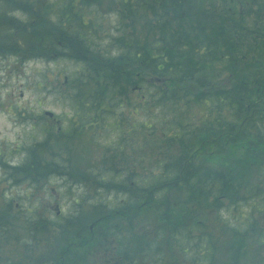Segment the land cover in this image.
<instances>
[{
	"label": "trees",
	"instance_id": "trees-1",
	"mask_svg": "<svg viewBox=\"0 0 264 264\" xmlns=\"http://www.w3.org/2000/svg\"><path fill=\"white\" fill-rule=\"evenodd\" d=\"M88 1L94 3L92 0ZM114 1L120 6L121 18L123 20L128 19L130 24L137 19H143L146 30L158 29L161 26L158 31H162L165 27L163 25L169 26L174 23L175 25L170 26L171 30L168 37L156 36L152 40H146V37L143 43L131 41V35L125 31L126 25H123L118 31L119 33L115 37H111L106 51L93 49L91 43L95 42L91 41L95 39L96 35L94 33L87 31L84 34L85 31L83 32L81 27L68 29L67 35L70 38L67 43L71 48V56L75 57L76 63L83 65L81 72L72 79L76 87H72L73 91L71 93L66 92L69 94L68 99L72 102L74 114L71 121L72 131L78 132L85 128L97 130L99 127L108 131L114 130L116 136H120L115 148L127 147L129 146L127 144L137 135L139 128L126 126L125 110H128V113L131 110H134V113L142 110L145 119L142 121L141 129L149 131L147 135L149 138L154 137L158 128L155 116L149 113L155 112V109L159 108L165 113L162 116V122L166 126L161 129L160 134L176 147L165 148L166 152L171 151V155L163 153L162 156H158L161 159L155 160L153 168H147L145 172L130 171L127 168V170H124L122 167H106L104 164H102V168L94 169L92 172L96 177L93 190L108 194H127L129 203L126 204L120 201L119 198L115 199V206L111 207L110 203H106L105 216L97 218V228L93 231L86 230L85 226H74L75 224L72 221H77V212L79 211L76 209V215L68 217L63 223H67V225L58 223L61 226L60 229L63 226L65 228L62 231L58 229V231H61L64 235L62 244L67 247H63L60 253L61 258L57 259L63 263L91 264L92 260L89 257L90 255H87L86 247H91L97 241L109 243L108 236H112L118 246V252L122 253V258H126V255L129 256L130 252L132 255L128 259V261H131L129 264H138L137 257H135L136 253L143 260L144 254L147 253V256H149L151 252L148 248H154L159 238L164 237L162 241L164 243L165 241L168 242L169 250L177 248L181 260L188 261L190 264H223L224 260L225 264H239L237 252L232 249L224 250V256L222 255L218 260L221 249L217 245V239L213 241L212 235L205 230L203 222L193 219V221H190L189 226L190 215L187 214L190 213V205L187 197L185 198L187 202H181L177 208V210L185 213L183 218L178 217L172 205L167 215L160 217L164 225H161L160 222L159 225L153 227L146 226L145 222L142 227L137 225L141 221L142 215L150 211L151 204L157 206V203H159L167 207L169 201L171 202L168 193L174 187L178 186L180 189L182 187V190L188 193L195 192L205 188L215 173L207 171L203 166L194 165V162L198 163L201 159L197 154L198 148L190 152V147L187 146L190 140L194 141L197 136V133L195 135V127L190 130L189 121L183 120L178 114L173 115L174 110L172 111V109H180V106H184V103L189 108L190 101H192L200 105L204 104L207 108L211 106L220 110V106L225 105L222 103L225 99L229 100L227 106L241 113L257 106L255 102L258 99L260 101L261 96L264 95V76L256 78L247 85V80L250 77L246 74V78H243V80L247 79L246 81H235L224 92L220 89L206 90L208 88L206 78L200 75L216 59L218 62L223 61L222 57L218 55L223 48H226L228 55H230L229 62H234L233 65H235V61H239L233 55L237 50L238 21L235 15L236 11L234 9L231 12L228 11L227 18L224 19L218 8L212 4V0ZM208 3L211 4V9H207ZM146 12L154 15L153 20L148 19ZM223 22H227V24L223 25ZM178 25L180 27L177 29ZM24 39L35 52L38 53L43 50L44 44L40 45L35 36ZM34 40L36 42H33ZM50 45L54 46L55 44L51 43ZM65 45L67 46V44ZM114 49L117 53L110 55ZM24 51H28V48ZM256 62L259 61H254L253 64L258 68L260 64ZM233 65L229 63L230 71L234 67ZM144 74H148L149 77L143 78ZM72 81L66 83L70 85L73 84ZM194 81H196L198 90L190 95L188 86ZM130 82L132 84H129ZM182 84L188 85L183 87ZM143 85L150 87L144 88ZM250 86H253V88H248ZM183 90H187L184 95ZM175 91H181L180 94L183 97L180 98L178 94H172ZM135 93L140 94L138 104L132 100ZM131 94L133 96L130 98ZM259 104L261 103L259 102ZM261 111H264V106ZM169 112H172L170 116ZM129 114L134 115L132 112ZM262 114L264 115V112L259 113L260 116ZM206 117L208 118L205 119V123L216 120V118H213L211 110H208ZM260 119V126L263 130H258L255 142L251 141L250 137L244 139L238 133L231 138L227 146L222 145L228 150L221 151L222 148L217 145L213 147L214 151H212V156L219 160L217 163L223 166L222 170L230 162L225 160L226 157L231 160V163L235 162L236 159V170L226 167L228 169L226 173H232L233 175L220 173L218 177L222 185L219 190L226 191L224 197L227 202L224 206L222 205V209L228 211L238 210L240 213H238L240 215L239 219L244 221L240 223V230L232 228L229 223H224V225L235 229L236 235L241 238L245 235H251L252 238L254 227L257 225V222L254 221L255 218L253 219L256 209L264 216V212L262 213L264 185L252 187V182L245 181L250 169L252 170L251 166L258 164V162L259 174L264 176V116ZM37 123V130L44 134L45 139L42 142L31 144V147L26 149L29 161L11 167V173L16 176L28 173L25 179L32 182H37V179L42 181L48 177L51 178L56 173L61 175L62 172H65V175H70L66 171L68 166H71L70 159H60L61 163L57 162V154L62 153L63 149H59L52 155L53 158L50 163L45 162L42 158L41 150L44 149L45 151L49 141L57 138L58 134L57 130L52 131L42 120ZM134 131L135 136L132 137L131 133ZM205 138H203V141H205ZM207 143L210 145L207 141L203 142L199 147V151L204 147L207 148ZM201 156L208 161L209 156ZM112 157L122 158V155L118 156L113 151ZM219 157L224 161H221ZM62 163L66 165H62ZM239 163L244 166L241 170L240 168L237 169ZM249 163L252 164L249 165ZM204 166L208 168L205 164ZM148 172L152 176L146 177ZM229 176L233 178L231 183L232 180L229 181ZM71 181L84 185L85 183L81 182H88L89 179L87 175L79 174ZM232 183H235V185ZM82 187L84 188V186ZM242 187H245V189L239 194L238 189H242ZM84 193H86V190ZM141 193L142 195H140ZM211 198H213L211 207L217 214L216 211L221 208V201L218 200L217 192L211 193ZM211 198H207V203L204 202L205 206H208ZM77 200H81L82 203L102 201L101 198L93 197L92 199L89 196H83ZM140 200L144 201L141 203ZM190 200H192L191 196ZM147 203H149V206H146ZM37 223L46 224L43 220H38ZM46 225L48 226V224ZM79 225L81 226V224ZM135 227H139V234H137ZM255 236L258 241L264 243V227L259 229ZM51 264L60 263L53 258ZM181 264H183V261Z\"/></svg>",
	"mask_w": 264,
	"mask_h": 264
},
{
	"label": "rangeland",
	"instance_id": "rangeland-1",
	"mask_svg": "<svg viewBox=\"0 0 264 264\" xmlns=\"http://www.w3.org/2000/svg\"><path fill=\"white\" fill-rule=\"evenodd\" d=\"M23 1L31 3V7H35L42 2V0H18V5L21 6ZM66 1L68 0H46L45 7L50 5V8L57 7V9H59L61 3H65ZM80 2L83 3L81 9L76 11V14L82 16L85 23L88 24L86 27L79 24V27L85 31V34L87 31H90L96 35L95 39L91 41L95 42L91 43L93 49L106 51L111 37H115L123 25H126L125 31L131 35V41H138L140 43H143L146 37V40H152L156 36L168 37L171 30L170 26L172 27L175 25V23L169 26L163 25L165 27L162 31H158L161 26H159L158 29L146 30L144 27L145 21L143 19H137L135 22L133 21L132 24H130L126 18L123 20L119 13L121 10L120 6L114 0H92V2L97 5L95 7L88 6L91 3L88 0H78L76 4H80ZM214 2L219 4V0H214ZM262 8L264 9V5H262ZM75 10L76 8L72 11H68L67 15L72 16ZM146 14L148 19L153 20V14L149 12H146ZM10 15L11 17L14 15L16 17L17 15L21 23L27 22L28 20V15L26 16L24 12L19 11L12 13L10 11L9 16ZM193 20L195 19L193 18ZM248 20H251V18ZM243 25L248 31L246 23ZM179 27L178 25L177 29ZM39 32L43 34L44 27H40ZM19 33L20 32L16 33V30L10 28L9 25L1 27L0 40H4L5 48L10 47L17 51L20 45V48L21 46L23 49L28 48V51L16 52L17 54H13L11 57L0 58V161H3L0 163V264H48L46 261L50 260V258L55 255L54 253L56 250L59 249V245H62L61 243L64 235L61 231L65 229L63 225H67V223H63L68 217H74L76 215V209L79 211L77 212V221H72L75 224L74 226H85L86 230L91 231L90 226L95 224L94 220L100 216H105L104 214L107 210L106 203H110L109 205L111 207L113 205L115 206L116 198H119L120 201L126 204L129 203L127 194H108L93 190L95 188L94 179L96 177L92 172L94 169H99V167L102 168V164H104L106 167H122L124 170L129 169L135 172H145L147 168H153L155 160L161 159L158 156H162L163 153L171 155V151L166 152L165 148H175L176 145L174 146L172 143H169V141L167 139L165 140L160 134L161 129L166 126L162 122V116H164L165 113L159 108H156L155 112L149 113L155 116L156 126L158 127L154 137L149 138L147 137L149 131L141 129L142 121L145 119L142 110L138 111V113H134V110L129 111V113L132 112L134 114L133 116L128 113V110H125L127 117L125 119L126 126L130 125L139 128V130L137 129L136 136L135 131L131 133V136L135 137L127 144L129 145L127 147L115 148L116 143L119 142L120 136H116L114 130L108 131L99 127L97 130L85 128L82 129V131L72 132L71 121L74 114L72 102L68 99L69 94L66 92L71 93V91H73L72 87H76L72 79L81 72V67L83 65L81 63H76L75 57L71 56V48L67 43L70 37L67 35V39L65 40L67 46H62L63 49H61V51H65L62 57L57 56L50 59H37L35 58L36 56H34L37 51L35 52V50L31 49L26 39L23 38V34ZM47 33L48 30L46 29L45 34ZM243 34L245 33L243 32ZM43 38L44 36L39 40V43L40 45L44 44L45 49L42 48L44 51L41 50L40 52L43 51L42 53L45 54L48 50L46 49L47 44ZM45 39H47V37ZM260 39L262 38L260 37L257 39V44L254 43L252 45L247 37L241 36L239 40L242 41L241 43L247 44L248 47L245 46V51L248 50V52H250L252 49L253 52L255 46H257L258 55H262L260 58L264 59V53H262V51H264V42H259L263 41ZM55 45L56 46L53 48H59L57 44ZM0 49H2V47H0ZM245 51L243 53V51L240 50L239 55H247ZM226 52V48H223L221 53H218L219 57L225 55ZM115 53H117V51L114 49L110 55H114ZM233 55H236V52H234ZM27 57L34 59H27ZM46 57H49L48 54ZM248 57L254 59L257 56L248 55ZM222 59V62H218L216 59L211 66L209 65V68L205 69L200 74L206 78L208 88H205L208 91L220 89L225 92L229 87L227 86V80L229 75L228 70L230 69L228 64L230 57L226 56ZM231 59H233V57H231ZM248 76L250 79L260 77L255 74H250ZM64 77H66V82L72 81L73 84L68 85L66 82L65 84L63 82ZM147 77H149V75L144 74L143 78L146 79ZM239 77L241 76L238 75L237 78ZM231 80L234 81V78ZM129 84L132 83L130 82ZM182 85L183 87H187L188 84ZM143 86L144 88L148 87L147 85ZM151 89L154 91L153 87H151ZM188 90L190 95L195 90H198L196 81L189 84ZM180 92L175 91V93L172 94H178L180 98H182L183 96ZM186 92L187 90H183V95ZM132 96L133 94L130 95V98ZM139 96V93H135L132 99L137 104L140 99ZM222 103L225 105H221L220 110L219 108L215 109L211 106L207 108L204 104L200 105L192 101H190L189 108H187L184 103V106H180V109H172V111L174 110L173 115L178 114L183 120L189 121L190 130H193V127H195V135L197 133V136L194 141L190 140L187 146L190 147V152L198 148L197 154L201 159L198 163L194 162V165L203 166L207 171L215 173L212 175L211 181L205 188H201L195 192L188 193L183 191L182 187L181 189L178 186L174 187V189L170 190L168 193L171 202L169 201L167 207L159 203H157V206L151 204L152 207L149 209L150 211L142 215V219L137 225L142 227L144 222L146 226L152 227L154 225H159V222L161 225H164L160 217L167 215L172 205L178 217L183 218L185 213L177 210V208L180 206L181 202H187L185 199L187 197L190 205V213L187 214L190 215L188 224L190 226V221H193V219H197L205 224V230L212 235L213 241L217 239V245L221 249V251L219 250L221 254L218 260H220L222 255L224 256V250L232 249L237 252L236 255L239 264H264V243L258 241L255 236L258 230L264 227V216H262L261 212L257 211V209L255 210L256 212H254L253 219L255 218L254 221L257 222V225L254 227L252 238L250 237L251 235H245L243 238L236 235L235 229L240 230V223L244 221L239 219L240 213L238 210L228 211L227 209H222V205L224 206L227 202L224 197L226 191L219 190L222 185L218 177L220 173L224 175H233L232 173H226L228 170L226 167L236 170V159L235 162L231 163V160L226 157L225 160H229L230 162L228 166H224L225 168L222 170L223 166L217 163L219 160L212 156V151H214L213 147L217 145H220L219 147L222 148L221 151L228 150L223 146H227L236 132H239L240 135L244 133L245 138L249 137L251 134L246 133L249 131L252 133L254 131L253 127L256 129L254 123L258 116H254L253 120L249 119L245 116V113L241 112V114H236L235 110L230 109L229 106H227L229 103L227 100L224 99ZM208 110L212 111L213 118H216V120L205 123V119L208 118L206 117ZM44 111H51L53 116H55L54 119L60 120V124H56L52 118L46 117ZM171 114L172 112H169V116ZM40 117L52 131L55 132L57 130L58 134L57 138H53L49 141V145H47L45 151L44 149L41 150L40 154L42 158L45 162L50 163L53 158L52 155L59 149H63L62 153L57 154V162L61 163L60 159H70L71 166H68L66 170L70 175H65V172H62L63 175H58L56 173L51 178H42V181L41 179H37V182L25 179L28 173L17 175V178H15L13 173H11V167L29 161L26 149L31 147V144L42 142L45 139L44 134L37 130V122L40 121ZM259 124H261L260 121L258 122V125ZM59 126L60 130L58 129ZM260 128L263 130L261 126ZM203 138H205L204 140L209 142L210 145L207 143V148L204 147L199 151V147L205 142ZM113 151L114 154L118 156L122 155V158L112 157ZM200 154L209 156L208 161ZM220 160L224 161L222 159ZM63 164L64 163H62V165ZM190 164H192V162H190ZM204 164L208 168H206ZM251 164L249 163V165ZM258 166L259 162L258 164H253L251 166L253 173L250 169L249 175L246 176L245 181L249 183L252 182V187L264 185V176L259 174ZM243 167L244 166L239 163L237 169L240 168L241 170ZM79 174L87 175L89 181L81 182L85 183L84 185H79L75 181L72 182L71 179L78 177ZM146 175V177L152 176L150 172L146 173ZM228 179L230 181L233 178L229 176ZM231 182H233V180L230 181V183ZM232 184L235 185V183ZM138 185L140 184L138 183ZM82 186H84V188ZM244 189L245 187H242V189L239 188V194L242 193ZM85 190L86 193H84ZM213 192H217L218 200L221 201V208L216 211L217 214L211 207V200L214 198H211V193ZM137 194L139 195L138 189ZM140 195H142V193ZM83 196H89L92 199L93 197L101 198L102 201H86L82 203L81 200H77ZM190 196L192 200H190ZM208 197L211 198L208 202L209 207L204 204V202L207 203ZM144 200H140V202L142 203ZM146 206H149V203H147ZM56 207H58L60 211L59 216L56 215ZM263 212L264 207L262 208V213ZM38 220H43L48 226L46 224L41 225L37 223ZM58 223L63 224L62 229H60L61 226H59ZM224 223H229V225L235 229L228 228ZM79 224H81V226ZM58 229L61 231H58ZM135 230L137 234H139V227H135ZM113 238L112 236H108L109 240ZM163 238H159L157 244L154 246L155 249L153 247L150 249L148 248L151 252L149 256H147V253L144 254V261L139 258L138 253H136L135 257H137L136 261H138V264H181L182 261L183 264H190L188 261L181 260L177 248L169 250L168 242L165 241L164 243L162 241ZM87 250L90 249L87 248L86 252ZM131 255L132 254L129 252V256L126 255L122 263L128 264V259ZM56 261L60 264L63 263L58 259H56ZM93 263L100 264L98 261H93ZM222 263L225 264V260ZM63 264L72 263L66 262ZM73 264L78 263L75 262Z\"/></svg>",
	"mask_w": 264,
	"mask_h": 264
},
{
	"label": "flooded vegetation",
	"instance_id": "flooded-vegetation-1",
	"mask_svg": "<svg viewBox=\"0 0 264 264\" xmlns=\"http://www.w3.org/2000/svg\"><path fill=\"white\" fill-rule=\"evenodd\" d=\"M45 1L42 0L41 4H37V6L35 7H31L32 6L31 3H26L23 1L20 10L24 12L26 16L28 15L27 18L30 19H28L27 22L21 23L17 15L16 17L15 15L12 17L11 15L9 16L10 11L12 13L20 11L18 0H0V36H1V27L4 25L7 26L9 25L10 28L16 30V33L18 32L19 28H24V29L30 28L33 29V31L38 35H42L44 36V38L46 37L49 38V41L51 40L53 42L58 43L59 45H62L63 41L66 38V29H64L67 24L66 14L65 13L54 14L53 11L55 9L50 8L49 7L50 5L48 7H45L46 5ZM261 2L262 5H264V0H219L218 10H220V13L223 15L224 19L227 18V11H232L233 6L237 7V13H236V19L238 21L237 39H240L241 36L244 35L243 32L244 33L246 32L243 31L245 28L243 25V21H246L244 23H246L247 28L251 33L247 32L245 35L252 36V38L254 39V43H256V40L259 39L260 37L262 38L260 40H263L264 42V9L262 8ZM247 18L248 19L251 18V20H248ZM54 24H57V26H55ZM226 24L227 22H224L223 25ZM40 27H44L43 34L39 32ZM46 29L48 30L47 34H45ZM0 47H2V49L0 50H3L4 45L2 44V40H0ZM6 49H8L9 51H14V49L10 47H6ZM248 55L249 56L255 55L257 57L259 56L257 52H251ZM53 56H56V53H53ZM95 248L92 251V256L95 258V261H97V258L100 255L106 257L104 253L107 252H110L114 256L116 255L115 253L116 249L114 245H110V247H108V246H102L100 243H98L95 245ZM102 248L104 252L103 254L97 250ZM109 248L111 250H109ZM110 258L113 259V257L111 256Z\"/></svg>",
	"mask_w": 264,
	"mask_h": 264
}]
</instances>
